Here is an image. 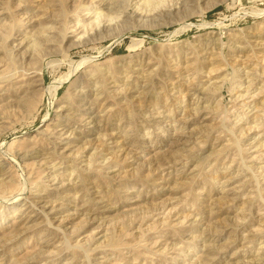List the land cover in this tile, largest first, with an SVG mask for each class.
Returning <instances> with one entry per match:
<instances>
[{
  "label": "rangeland",
  "instance_id": "rangeland-1",
  "mask_svg": "<svg viewBox=\"0 0 264 264\" xmlns=\"http://www.w3.org/2000/svg\"><path fill=\"white\" fill-rule=\"evenodd\" d=\"M0 264H264V0H0Z\"/></svg>",
  "mask_w": 264,
  "mask_h": 264
},
{
  "label": "bare ground",
  "instance_id": "bare-ground-1",
  "mask_svg": "<svg viewBox=\"0 0 264 264\" xmlns=\"http://www.w3.org/2000/svg\"><path fill=\"white\" fill-rule=\"evenodd\" d=\"M78 67V66H77ZM64 78H66V77H64ZM67 79V78H66ZM61 81V80H60ZM60 81H58V82H60ZM56 84V83H55ZM57 84H59V83H57ZM59 85H61V84H59ZM56 89V88H55ZM55 89H54V92H55Z\"/></svg>",
  "mask_w": 264,
  "mask_h": 264
}]
</instances>
